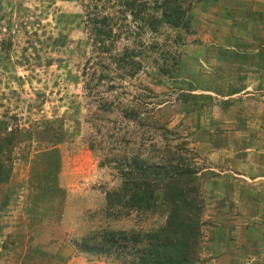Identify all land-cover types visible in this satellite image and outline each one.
I'll list each match as a JSON object with an SVG mask.
<instances>
[{
	"label": "rangeland",
	"instance_id": "rangeland-1",
	"mask_svg": "<svg viewBox=\"0 0 264 264\" xmlns=\"http://www.w3.org/2000/svg\"><path fill=\"white\" fill-rule=\"evenodd\" d=\"M186 1L190 28L155 33L143 23L155 0H0V123L3 137L16 135L15 169L0 183V264H125L133 245L111 255L81 245L92 234L166 224L164 212L109 206L107 197L134 158L159 163L184 141L202 169L199 264H211L205 250L231 234L240 199L239 190L226 196L203 156L216 132L212 98L189 86L206 73L197 56L212 7Z\"/></svg>",
	"mask_w": 264,
	"mask_h": 264
},
{
	"label": "crops",
	"instance_id": "crops-1",
	"mask_svg": "<svg viewBox=\"0 0 264 264\" xmlns=\"http://www.w3.org/2000/svg\"><path fill=\"white\" fill-rule=\"evenodd\" d=\"M207 1L212 11L204 24L211 30L200 36L209 43L197 56L206 73L189 88L212 98L216 132L210 131L208 151L199 150L211 174L225 179L226 196L239 190L240 203L231 234L205 251L211 264H264V0Z\"/></svg>",
	"mask_w": 264,
	"mask_h": 264
},
{
	"label": "trees",
	"instance_id": "trees-1",
	"mask_svg": "<svg viewBox=\"0 0 264 264\" xmlns=\"http://www.w3.org/2000/svg\"><path fill=\"white\" fill-rule=\"evenodd\" d=\"M155 2L152 11L143 17V23L148 29L156 33L162 25L177 29L190 28L186 0H163L160 5L159 0ZM5 127L0 123V183L12 178L14 168L11 159L14 147L11 151L8 148L12 146L16 135L11 130L13 133L3 137L2 132H7ZM170 135L177 134L172 132ZM187 147L188 143L184 141L175 148L178 153H171L167 149L166 153L169 154L162 155L159 163L153 162L151 155L134 158L122 171L123 184L120 189L109 193L107 197L109 206L166 213L167 221L161 229L141 234L126 231L92 234L84 240L81 249L111 255L126 252L133 245L132 258L126 260L125 264H199L206 225L203 220L206 202L199 175L202 169L195 165L192 157L186 155L189 150ZM90 241H94L95 245H89ZM137 246L141 247L137 249Z\"/></svg>",
	"mask_w": 264,
	"mask_h": 264
}]
</instances>
